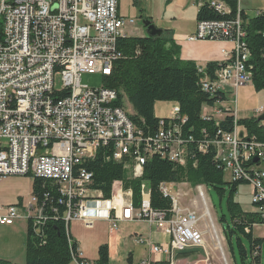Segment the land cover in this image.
I'll return each instance as SVG.
<instances>
[{"label":"built area","instance_id":"built-area-1","mask_svg":"<svg viewBox=\"0 0 264 264\" xmlns=\"http://www.w3.org/2000/svg\"><path fill=\"white\" fill-rule=\"evenodd\" d=\"M119 2L0 0V179L14 175L42 178L59 195L56 203L49 192L43 200L32 192L21 202L0 203V225L26 220L40 234L50 219L49 212L55 219L62 217L67 228L80 220L91 227L101 218V211L107 212L103 219L112 230L122 222L145 221L168 238L160 244L143 235L135 238L149 247L150 257L141 264H154L151 255L171 258L176 251L204 246L207 233L197 211L179 207L169 193V183H162L160 189L172 198L171 209L153 208L149 192L144 194L145 185L141 205L136 207L133 192L124 189L123 181L115 182L112 197L105 198L94 186V173L85 166L105 148L106 161L124 163L133 178H140L145 163L155 155L183 166L189 157L179 106L169 120L161 119L157 133L145 134L134 121H122L115 105L117 91L81 83L84 73L110 76L115 64L124 58L118 48L120 33H127L128 38L137 21L120 14ZM197 4L200 8L224 7V15L231 13L224 0H198ZM243 23L239 8L235 19L198 21L196 32L188 37L233 44L216 78L207 75L206 67L198 66L203 74L202 90L212 97L227 95L223 89L230 85L252 83L251 53ZM56 75L61 76L59 90L55 88ZM203 118L210 120L212 116L207 113ZM236 123L237 119L233 132L220 131V138L212 142L215 159L229 173L230 181L251 185L252 204L264 227V143L238 132ZM208 144L200 145V150L206 152ZM256 157L259 162H252ZM199 189L204 201L202 186ZM57 206L65 207L62 216ZM74 260L94 264L78 249Z\"/></svg>","mask_w":264,"mask_h":264},{"label":"trees","instance_id":"trees-1","mask_svg":"<svg viewBox=\"0 0 264 264\" xmlns=\"http://www.w3.org/2000/svg\"><path fill=\"white\" fill-rule=\"evenodd\" d=\"M224 1L231 8L230 14H221L205 5L198 12V21L235 19L239 0ZM241 16L246 33L244 40L251 53L248 65L251 67L252 82L254 88L261 91L264 90V12L250 17L242 9ZM118 48L124 58L115 64L112 74L105 76L104 80V86L117 91L119 95L115 105L126 109L125 100H128L134 109L133 114L129 113L130 119L148 134L157 133L159 129L161 118L155 114L156 103L176 102L183 119L182 137L188 140L189 157L183 166L155 155L145 163L142 177L133 178L125 169L124 163L105 160L104 155L108 150L104 148L95 159L85 163L87 169L94 173V186L102 190L104 197L108 199L112 196L114 183L123 181L125 189L133 191L134 205L140 207L142 185L146 183L150 189L152 207L163 210L171 209L173 202L170 196H165L161 191L162 183L187 182L194 187L206 185L222 198L228 195V213L222 210L219 215L228 245L232 247L235 237L244 264H247L246 259H250L249 264H264V238L254 235V225L262 222L260 215L245 211L235 200L238 187L248 182L226 180V172L216 161V147L212 145V142L220 138V131L230 133L235 130V117L227 116L219 122L202 117L204 106H214L217 102L226 100V95L219 93L212 97L202 90L200 80L203 74L199 73L198 64L180 58L179 46L168 33L162 37H122ZM222 67L217 62L208 63L206 73L214 79L216 72ZM236 124L242 127L244 134L255 136L259 142L264 143L263 122L251 117L239 119ZM206 143L211 144L203 152L199 147ZM45 192H49L56 203L59 195L50 182L34 178L33 194L43 200ZM57 207L59 216H62L65 207ZM49 214L50 219L44 224L40 234H36L31 223H28L26 264H71L75 259L78 244L72 239L65 221L62 217L55 219L51 212ZM256 251L258 254H255ZM109 263V245L103 244L99 248V259L95 264ZM0 264L17 263L0 258Z\"/></svg>","mask_w":264,"mask_h":264},{"label":"rangeland","instance_id":"rangeland-1","mask_svg":"<svg viewBox=\"0 0 264 264\" xmlns=\"http://www.w3.org/2000/svg\"><path fill=\"white\" fill-rule=\"evenodd\" d=\"M129 0H121L122 2V12L124 14H130L129 16L133 17L137 21V28L138 30L133 29V34L129 32V36H139L141 33V29H143L144 34L146 33V29L143 26V20L146 18L147 13L140 12L139 10L135 9L134 5H128ZM190 1L193 0H171L172 3L175 4V2H179V9L181 11H177L174 16H177V20L180 21L183 25H188L189 20L192 22H195L196 16L194 17V10L189 9L188 4ZM166 3V1H165ZM168 3V2H167ZM241 6L246 9V12L250 16H256V14L259 12L258 10L262 9L264 7V2L262 0H240ZM163 2H160L156 9L157 15L163 10L165 7L162 5ZM167 5V4H166ZM165 5V6H166ZM184 5V6H183ZM183 6V8H182ZM240 6V4H239ZM143 7V5H142ZM139 9V7H136ZM213 9L221 14H224V11H221L217 9L216 7H213ZM170 11V10H169ZM181 13H184V17H180ZM150 19V18H149ZM158 27V25H156ZM161 28V27H159ZM163 29V28H162ZM191 35H188L190 37ZM187 37V38H188ZM225 41V40H224ZM222 64V63H220ZM105 76L100 73H84L81 78V83L84 85H88L91 88H100L104 85ZM55 88L57 90L62 88V81L61 76L56 75L55 77ZM225 92L228 93L229 100H234V95L238 94V104L237 107L230 101H228L225 105L224 102H217L214 106L206 108V110H212L213 107H216L217 105H220L221 107L224 106L225 108L221 110L222 112H233V116L239 120L238 117V110H239V116L243 118L244 116H251L254 117L255 114L258 116H261L264 114V90L257 91L254 88V84L251 82H248L241 86H228L223 89ZM239 92V93H238ZM235 101V100H234ZM263 105V106H261ZM173 102H167V101H160L155 108L157 117L163 119V118H170L171 112L173 110ZM226 106H230L227 108ZM260 106V107H259ZM125 108L122 110L130 114H133L132 108L128 102V100H125ZM258 107L255 110L254 108ZM127 110V111H126ZM226 110V111H224ZM252 111V113H251ZM220 112V111H219ZM208 113V112H207ZM203 117V112H202ZM130 119V116H129ZM212 120V119H211ZM132 122V120L130 119ZM217 121V120H216ZM161 122V121H160ZM219 122V121H217ZM264 124V120L261 121ZM238 132H242V127H237L236 129ZM237 133V132H236ZM247 135V134H246ZM226 180L230 181V175L229 173H225ZM14 180L20 181L22 183L30 182V176H21V175H14L11 176ZM183 183V184H182ZM181 184H172L169 183V193L170 195H174L176 197V200L178 201L179 207L182 209H191L194 211H197L198 215L202 216V226L206 230V243L204 246L201 247H189L187 249L176 251L172 255L171 258L167 256H161L160 260H156V264H161L163 262H170V264H244L242 260L241 251L239 248V245L237 243L236 238L234 237L232 241V247L228 245L227 239L224 234V229L219 222V215L221 214L222 210H224L226 213H228V206H227V200L228 195H225L223 198L219 196V194L211 188H208L206 185H199L202 186V189L205 193V197L207 199L208 203V216L212 217V220L214 222L215 228L218 232V234L221 236L222 239V245L224 249V255L222 251L216 246L217 241L213 239V233L211 232V226H210V219L208 216H203L205 211V204L202 200V197L200 195V189L199 186H192L191 184L187 182H182ZM144 194L147 195V190H144ZM177 195V196H176ZM235 200L239 202L242 207L246 210H254V206L252 204V187L248 183H243L238 187V192L235 196ZM74 221L71 224V229L73 231ZM129 227H125L123 229V223L120 224V229L123 231V234L126 235V233L131 231H140L143 232L144 236H149L150 233V225L144 221H135L130 222ZM15 232L14 235H6L4 233H0V258L5 260H12L14 262H17L18 264H26V247L25 242L27 240V233H28V221L26 220H18L15 224ZM142 225V227H141ZM97 229L100 230L104 235L107 234V228L108 223L105 221H101L97 224ZM109 231V228H108ZM121 233V232H120ZM255 234L258 237H264V227L263 226H257L255 229ZM110 240H112V243H116L118 250L114 252L113 258L111 263L109 264H132L129 261V250H133V252L136 255L134 264H139L138 256L141 255V253L145 252V245L144 244H137L134 242L133 238H121L120 236H116L115 234H110ZM122 235V233H121ZM122 237H124L122 235ZM13 257V258H5V257ZM247 264L250 263V259H246Z\"/></svg>","mask_w":264,"mask_h":264},{"label":"crops","instance_id":"crops-1","mask_svg":"<svg viewBox=\"0 0 264 264\" xmlns=\"http://www.w3.org/2000/svg\"><path fill=\"white\" fill-rule=\"evenodd\" d=\"M165 1H166V3H165ZM160 2H163L162 5H164L165 8L163 10H161L159 15H157L156 9H157L158 5L160 4ZM197 3H198V0H193V1H190V3L188 4L189 9L194 10V12H193L194 17L196 16L195 22H192L189 20L188 25H183L180 21L177 20V16L173 17V15L178 10L181 11L178 8L179 2H175V4H174L171 2V0H129L128 1V5H134L135 9L139 10L142 13L143 12L147 13L146 18H150L155 23V25H158V27L163 28L165 30V33H168L171 36V38L174 40V42L179 46V49H180L179 56L182 60L194 61L198 64V66H204V67H206L207 64L211 63V62L222 63L227 58V53H231V51L233 50V44L231 43V41L198 40V39L197 40H189L187 38L188 35H193L197 29V25H198L197 15H198V12L200 10V7L198 6ZM239 3H240V0H239ZM142 5H143V7H142ZM240 5H241V3H240ZM183 6H182V8H183ZM136 7H139V9ZM242 9H244L246 12L245 8L242 7ZM263 9H264V7L258 11H261ZM119 12L121 15L131 17V16H129L130 14L129 15L124 14L122 12L121 0L119 2ZM246 14L249 15L247 12H246ZM180 17H184V13H181ZM250 17H253V16H250ZM136 28L131 29L132 34H133V29H136ZM139 28H137L136 30H138ZM146 35L147 34H144L143 29H141V33L139 34V36H146ZM226 97H227V99L224 100L225 102L221 101V102H224L225 105L228 101H230L228 94L226 95ZM230 102L233 104V99H231ZM158 103L159 102L156 103L155 108L157 107ZM173 104H174L173 109L178 106V104L176 102H173ZM237 104H238V95H237ZM237 104H236V107H237ZM130 106L132 108V111L134 112L133 106L131 104H130ZM261 106H263V105H261ZM226 107L229 108L230 106L229 107L226 106ZM206 108H208V106L203 107V114H207V112H208V114L210 116H212V119L217 120V121H222L227 116H233V112L227 113V112L221 111L225 108L224 106L221 107L220 105H217L216 107H213L212 110H206ZM257 108L258 107L253 109L254 113H255V110ZM224 111H226V110H224ZM251 113H252V111H251ZM155 114H156V111H155ZM238 117H239V119L251 118V116H244L243 118H241L239 116V110H238ZM254 117L258 118L259 116L255 114ZM116 163H118V162H116ZM129 174H130V171H129ZM30 179H31L30 182L26 181L25 183L14 180L13 177H9L7 179H0V203L1 204H15V203L23 201L24 199H27L30 196V194L33 192V181H34V179L32 177H30ZM172 184H175V183H172ZM176 184H181V183H176ZM114 185H115V183H114ZM143 185L146 186L147 191L150 194V189H149L148 185L146 183H143ZM124 189H125V187H124ZM125 190H132V189H125ZM142 194H143V192H142ZM112 195H113V191H112ZM110 198H108V199H110ZM244 210L245 211H251V210H246V209H244ZM252 212H256L255 207H254V210H252ZM93 213L95 214V212H93ZM99 213L101 215V218L96 219L94 221V224L91 225V227H87L85 225V223L80 220V221H74L73 231L71 229L72 222L70 223L69 228H68V231H69L72 239L78 244V250L83 254L84 259L89 260L95 264L97 262V260L99 259V248H100V246H102L103 244H108L109 245V254H110V263H111L114 252H116L118 250L117 244L112 243V240H110V237H111L110 234L111 233L115 234L116 236H120L122 239L125 237L130 238V239L133 238L135 243L140 244V245L144 244L146 246L145 252L141 253V255L138 256L139 264H141L142 261H144L150 257L148 243H145V242L139 243L135 239L137 236L143 235V234H141L143 232L136 230L135 232L131 231V232L126 233V235H124L123 231L119 230L121 226H119V228L116 230H114V229L112 230V229H110L109 224H108L109 231L107 228V234H109V235H107V236L106 235L103 236L104 233H102L100 230H96L97 229L96 226L98 223H100L101 221L106 222V220L103 218L106 217L107 212L101 211ZM132 222H135V221H132ZM122 223H123V229H125V227H129L130 224H132L130 222H122ZM259 225L262 226L261 224L254 225V235L256 237H258V236L255 234V229ZM141 227H142V225H141ZM15 230H16L15 225H0V233H4L6 235H14ZM120 232L122 233V235L124 237H122ZM144 237L148 241L155 243V244L168 242L167 236L165 234H163L161 231H159L158 229H156L154 226H151V225H150L149 236H147V237L144 236ZM261 238H264V237H261ZM26 242H27V240H26ZM25 247H26V244H25ZM129 253H130V256L128 257L129 261L132 264H134L136 255L133 252V250H129ZM5 258H13V257L10 256V257H5ZM151 258L154 260L153 263L156 264V262H157L156 260H160L161 256L151 255ZM15 263H17V262H15ZM71 264H78V263L75 260H73V262Z\"/></svg>","mask_w":264,"mask_h":264},{"label":"bare ground","instance_id":"bare-ground-1","mask_svg":"<svg viewBox=\"0 0 264 264\" xmlns=\"http://www.w3.org/2000/svg\"><path fill=\"white\" fill-rule=\"evenodd\" d=\"M240 4V3H239ZM217 9L221 10V11H224V7H216ZM239 8L241 9V12H242V7L241 5L238 7V11H239ZM127 36V33H120V38L122 37H126ZM223 63V62H222ZM118 97H116V101H117ZM119 110H120V117L122 119V121H125V122H131L130 119H129V116H128V113L123 111L122 107H118L116 106ZM127 111V110H126ZM204 204H205V211H204V214L203 216H208V203H207V199L205 198L204 199ZM209 219H210V226H211V232L213 233V239H215L217 241V244L216 246L222 251L223 255H224V249H223V245H222V239H221V236L218 234L216 228H215V225H214V222L212 220V217L211 216H208ZM185 251V250H184Z\"/></svg>","mask_w":264,"mask_h":264},{"label":"water","instance_id":"water-1","mask_svg":"<svg viewBox=\"0 0 264 264\" xmlns=\"http://www.w3.org/2000/svg\"><path fill=\"white\" fill-rule=\"evenodd\" d=\"M143 25L146 29L147 35L150 37H162L165 34V30L157 27L155 23L149 18H145L143 20ZM263 120H264V114L257 118L258 122H261ZM258 161L259 159L257 157L254 158V162H258Z\"/></svg>","mask_w":264,"mask_h":264}]
</instances>
